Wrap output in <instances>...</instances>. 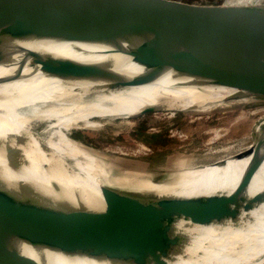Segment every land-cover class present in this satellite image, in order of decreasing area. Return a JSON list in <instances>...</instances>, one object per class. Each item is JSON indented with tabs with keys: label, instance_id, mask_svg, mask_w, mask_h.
<instances>
[{
	"label": "bare ground",
	"instance_id": "1",
	"mask_svg": "<svg viewBox=\"0 0 264 264\" xmlns=\"http://www.w3.org/2000/svg\"><path fill=\"white\" fill-rule=\"evenodd\" d=\"M133 10L139 22L165 36L199 29L161 20L139 6ZM57 14L77 29L109 36L130 35L123 26L99 17L72 10ZM204 14L193 18L203 25L243 19L227 17L207 22ZM0 28L12 32L19 50L31 47L37 38L19 19L1 12ZM39 48L75 60L98 58L87 54L99 52L79 44H40ZM43 68L40 63L31 64L20 74L0 79V170L7 180L46 202L99 246L146 240L192 195L218 190L229 181L236 183L250 161L239 158L251 150L255 134L264 125V45L166 71L136 65L48 73ZM6 72L8 69L0 67V76ZM250 90L258 91L250 99L252 108L226 126L209 130L202 150L198 147L190 154L191 164L172 169L168 180L116 174L106 157L86 147L88 151L83 149L78 157L76 152L68 155L55 131L58 124L94 118L128 120L149 109L167 110L170 119L175 116L171 111L178 107L217 103ZM256 113L262 115L248 131L234 133L237 123ZM50 122L45 130L49 136L38 133V125ZM172 135L184 142L193 141L178 131ZM107 151L137 152L124 145L109 146ZM56 154L73 160L74 167L57 160ZM194 162L197 165H192ZM103 186L115 190L104 192ZM263 192L264 164L245 194L257 201ZM139 194L151 197L141 198ZM140 214L146 217L143 223L138 221ZM112 226L120 232L110 231ZM0 231L12 232L2 222ZM54 260V264H84L61 256ZM158 264H264V205L237 204L230 198L218 201L185 229Z\"/></svg>",
	"mask_w": 264,
	"mask_h": 264
},
{
	"label": "water",
	"instance_id": "2",
	"mask_svg": "<svg viewBox=\"0 0 264 264\" xmlns=\"http://www.w3.org/2000/svg\"><path fill=\"white\" fill-rule=\"evenodd\" d=\"M180 5L169 0H0L1 13L19 19L37 35L31 47L19 50L12 32L0 28V67L8 69L0 79L20 74L35 63L44 65V73L128 65L166 71L264 45V6L228 13L243 16L241 20L203 25L193 18V13H226ZM137 6L157 17L196 25L199 29L171 36L156 33L136 18L133 9ZM65 10L117 23L130 35L109 36L77 29L58 16L57 12ZM40 44L84 45L98 49L97 54H87L98 58H65L42 50ZM257 95L258 91L250 90L229 99H251ZM153 111L158 110L144 113ZM247 158L250 161L236 183L229 181L218 190L192 195L146 240L109 246H99L90 240L46 202L7 180L0 170V222L12 230L0 231V264H54L57 256L84 264H158L185 229L218 201L230 198L237 204L264 205V192L257 201L245 194L264 164V125L255 134L251 150L239 159ZM102 190L115 189L103 186ZM145 219L143 215L138 221L143 223ZM109 230L120 232L114 226Z\"/></svg>",
	"mask_w": 264,
	"mask_h": 264
},
{
	"label": "rangeland",
	"instance_id": "3",
	"mask_svg": "<svg viewBox=\"0 0 264 264\" xmlns=\"http://www.w3.org/2000/svg\"><path fill=\"white\" fill-rule=\"evenodd\" d=\"M169 2H178L181 7H196L208 12L226 13H205L207 22L227 17H243L228 13L245 12L264 6V0H169ZM196 14L201 13H193L192 16ZM161 20L169 21L162 17ZM251 108L250 99H228L217 103H200L192 108L178 107L171 111L175 113V116L170 119L167 110H158L146 112L142 116L128 120L94 118L71 124H58L55 131L61 136L60 141L64 142L63 147L68 155L76 152L74 155L78 157L86 147L93 149L92 151L99 157L103 159L106 157L104 160H107L109 167L115 170L116 174L149 175L153 178L163 177L168 180L170 178L168 172L172 169L191 164L189 163L190 154L198 147L202 150L204 142L209 138V130L226 126ZM187 114L193 116L189 117ZM261 115L262 113H256L237 123L233 127L234 133L248 131L250 124ZM51 123L53 122L38 125V133L42 136L43 134L49 136L45 130ZM173 131H178L192 138L193 141H181L178 137H173ZM137 143L141 146L137 147ZM114 145H124L137 152L133 154L130 151L120 154L107 151L109 146ZM56 159L69 167H74V161L71 159L62 158L58 154H56ZM193 164L197 165V162ZM139 195L150 197L147 194Z\"/></svg>",
	"mask_w": 264,
	"mask_h": 264
}]
</instances>
